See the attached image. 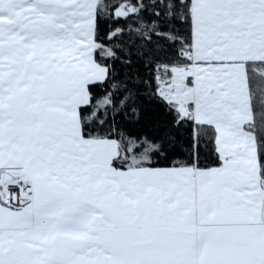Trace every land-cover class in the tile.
<instances>
[{
	"label": "snow or ice",
	"instance_id": "snow-or-ice-1",
	"mask_svg": "<svg viewBox=\"0 0 264 264\" xmlns=\"http://www.w3.org/2000/svg\"><path fill=\"white\" fill-rule=\"evenodd\" d=\"M0 264H264V0H0Z\"/></svg>",
	"mask_w": 264,
	"mask_h": 264
}]
</instances>
